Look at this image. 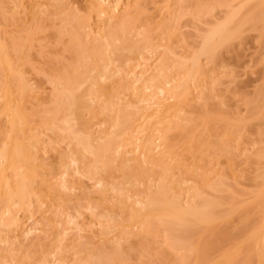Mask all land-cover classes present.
I'll return each instance as SVG.
<instances>
[{
  "label": "bare ground",
  "instance_id": "obj_1",
  "mask_svg": "<svg viewBox=\"0 0 264 264\" xmlns=\"http://www.w3.org/2000/svg\"><path fill=\"white\" fill-rule=\"evenodd\" d=\"M10 1L0 0V136H4L3 144H0V205H3L1 214H4H0V240L4 239L2 242H5L11 237L10 239L15 241L14 234L22 230L24 232L20 212L24 211L32 216L33 210H42L45 208L42 204H48L51 210L56 209L50 212L52 217L44 215L49 224L47 220L46 223L41 219L46 223L43 224L44 228L48 225L45 238L52 236L51 241H48V238L45 239L46 243H43L45 252L42 260L45 264H134L137 258L134 262L131 256H135L134 252L137 251L140 252H137L136 256L141 254L145 257L150 253L167 264L168 260L169 264L170 261H175L172 259H179L175 264H264V128L261 124L255 125L250 121L255 116L256 119L264 118V85L262 89L259 87L262 90L259 91L261 96L257 93L263 98L254 99L259 102H249H253L251 108L254 106V115L250 116L251 118L239 117V114L236 117V113L230 115L222 106V103L226 104L227 101L218 100V105L217 98L214 99L212 93L210 94V88L215 92L214 88L223 83L221 80L226 77L222 76L226 70L222 67V70L219 69L223 61H220L221 58L219 63L217 61L219 54L222 56L220 52L230 48L228 46L232 45L230 43L235 39L241 40L247 29H257V32L259 30V37L264 40V0H239L241 2L236 3L237 6L232 4L235 0H208L211 2H208L209 4H206L207 0H195L196 4L194 0H189L194 2L195 8L192 6L194 9L188 14L198 21L203 18L201 22H205L204 15L212 16V12L218 7L224 6L227 11L220 20L217 18L209 21V26L203 29L197 28L202 31L194 32L196 34L193 36H198L193 41L196 48H190L192 51L188 47L186 49L185 45H180L184 46V50L178 47L177 40L181 42L179 38L183 40L181 36L184 34L181 33L178 37L180 34H177V31L181 30H174L175 26L179 27L175 24L177 19L174 18V27L171 26L172 21L171 25L160 22L161 25L158 22L156 29L151 26L150 21L152 22L155 16H152L150 10V14L147 11L145 16L146 10L143 8L146 6L143 3L147 4L150 0H142V3L141 0L132 1L134 3L131 2L128 9L130 12L127 10L129 14H124L127 20L120 17V24L115 20V23L118 22L116 26L109 27L108 30L106 25H103L105 28L97 30L99 34L93 36L94 40L89 36L93 33H84L87 34L84 37V30L93 26V18L100 19L103 24L104 20H107L106 17L109 18L108 21L115 19L114 9H117L119 4L114 3L116 7L113 4L109 6L106 0H89L87 14H79L76 11L56 14L60 16L59 25L55 29L56 43L63 45L61 48L66 56H62L63 53L61 55L58 51L62 59L60 60V55L57 54L54 64L51 65L58 67H53V72L50 67L42 68L51 72L49 75H45L48 71L44 74L46 81L53 86L52 97L47 96H50L47 102L50 101L52 107L46 102L48 108L42 101L43 97L41 96V101L39 99V94L42 92L43 95L45 90L39 91V94L37 90L34 91L35 86L30 85L32 83H28L27 75L22 73H26L25 69H18L19 65L24 68L22 61L27 63L26 58L22 57L25 54L22 53L25 52L24 48L22 51V46L25 47L32 38L30 35L29 39L27 38L29 41L26 39L29 33L23 36L25 41L22 36H10L15 31L9 29L12 33L9 32L8 28L13 22L8 21L11 17H7L24 4L22 0H12L14 11L10 7L8 12ZM36 1L32 0L29 4L33 3V6H30L35 12H41V9L39 11L37 8L41 5ZM49 1H45L48 2L46 4L54 5V1ZM55 4H58V0ZM60 4L59 2L58 7L62 5ZM168 4L166 7L170 10L171 3L169 6ZM43 7L42 12L47 6ZM26 8L25 11H28ZM181 12L182 10L175 14H182ZM29 13L32 16V12ZM130 14H133L131 18L128 16ZM183 14L186 15L187 12L184 11ZM213 16L216 17L215 14ZM12 17L15 23L16 18L14 15ZM143 17H146L151 27L149 23H145L147 21ZM111 23L109 22V26L113 24ZM138 23L142 28V31L139 29L142 37L133 42L129 32L133 26L138 28ZM30 42L28 47L31 46ZM187 45L190 46L191 43ZM154 52L158 53V57ZM153 53L159 62L155 60L158 63H153L150 67L149 61H152L150 59ZM18 59H22L21 63ZM262 61L264 62V57ZM205 63L210 68H207ZM148 67L156 70L153 72ZM215 78L219 79L217 84L215 80L214 83L212 81ZM210 81L213 83L211 86ZM30 90L38 94L37 98L34 92L32 93L38 100L28 97V94L32 96L31 92L28 93ZM215 93L213 94L219 97ZM47 97H44L45 101L49 99ZM31 98L37 103H34V106L40 109L39 114L38 109H35L36 112L32 110L34 106L30 108L26 105ZM212 102H215L214 105ZM43 103L45 110H49L48 116L42 111ZM257 105L256 109L260 111L256 113L254 108ZM36 117L41 119L37 120ZM59 117L61 120L58 122ZM100 117L104 121L101 123L105 125L102 124L103 127L100 126L99 130L95 131L94 118ZM98 121L96 123H100ZM252 124L259 128L256 127L255 134L256 138H259L256 139L259 140V148L255 151L251 149L250 154L247 147L250 143H244L248 139L250 142L252 140L245 132L246 128H249L247 132L254 128L251 127ZM256 128L252 132H255ZM63 142L64 146L68 147L64 154L60 152L63 147L60 143ZM60 146V150L55 149ZM52 149V152H59L57 157L60 158L54 163L58 164L56 167L47 161L54 166L51 167L42 158L44 153L46 155V152L50 153ZM241 155H251L249 159L254 158L255 161L261 159L262 162L257 160L256 165H261L260 172L263 170L258 173L260 178L257 179L256 174L255 181L258 184L256 183L255 191L252 192V199L244 202L240 197L243 193L240 187L242 176L238 177L240 169H236V159ZM241 173L240 175H243ZM82 177L85 181L90 179L94 182V189L91 188V191L95 190L99 196L94 192L91 195L90 189L88 192L90 185L83 189L85 182H82ZM237 182L240 183L237 185ZM81 183L83 186L79 187ZM76 186L79 187L76 189L78 194L81 188L85 193L80 194L81 196L77 194L81 198L84 195V201L75 194ZM235 186L241 192L237 193ZM90 196L92 199L97 196L99 200L92 201ZM35 203L39 209L34 208ZM252 204H255V208L250 211ZM55 206L60 208V214ZM253 210L257 218L253 217V212L255 221L250 225ZM87 211L92 220L87 218L89 221L85 220L84 223L82 216H86ZM236 213L238 216L243 213L242 217H237L238 223L234 219ZM57 217H60L59 220ZM79 217L83 220L79 221ZM233 220L237 225L233 224ZM58 221L62 224H57ZM227 222V225L233 224V228L225 226ZM96 224H99V227ZM239 224L242 227L238 226ZM57 226H60V230ZM95 226L99 228L98 232L94 231ZM52 227L58 230L55 234L62 233V236L57 238ZM70 228L75 229L68 230L72 231L68 235L67 229ZM76 228L78 232L83 230L81 233L88 231L87 237L90 239L80 236L81 233L76 234ZM234 228L237 229L236 232ZM73 232L76 239L73 238V241L69 240L68 243L67 240L71 239ZM19 234L20 232L15 236L19 237ZM92 234L100 236L99 242L96 239L98 235L92 240ZM79 236L81 239L78 240ZM159 236L163 237L160 239ZM9 242L13 241L5 242L10 246L7 252L10 250L8 254H13L17 244H14L16 241L13 245L8 244ZM150 243L152 246L154 244L153 248L156 250L151 248ZM144 249L150 250L149 253ZM53 253L57 257L51 261L49 254ZM12 254L10 256L13 258ZM68 254L69 257L73 254L75 257L70 259ZM129 256L131 260L128 259ZM15 257L14 254L13 259H16ZM141 260L144 261V258ZM140 262L137 261L136 264H141Z\"/></svg>",
  "mask_w": 264,
  "mask_h": 264
},
{
  "label": "rangeland",
  "instance_id": "obj_2",
  "mask_svg": "<svg viewBox=\"0 0 264 264\" xmlns=\"http://www.w3.org/2000/svg\"><path fill=\"white\" fill-rule=\"evenodd\" d=\"M12 1V0H11ZM9 2L11 5L13 4L12 2ZM22 1H24L23 3V5H24V7L26 8H28L29 10L28 11H25V8L23 7V5H22V7H21V5L18 7V8H20V10L17 8V9H15L16 11H14L13 9V6H14V4L11 6L9 3H8V5H10V6H8L9 8H8V12L12 9V11H14L12 14H11V12L10 13H8V14H11V16H9L8 14V17L7 18H9V17H11V20H10V18L8 19V21H11V22H13V24H14V26H12L13 24H10V23H8V25L10 24V27L8 28V30L10 29V30H13V31H15L14 32V34L12 33V31H10L9 30V32L10 33H12V35H10L11 37L12 36H18V37H20L21 38V36L23 37H25L26 36V34L27 33H29V35H27V37H26V39L28 38L29 39V36L31 35V38H32V41H31V39H30V43H31V46L30 47H28L29 46V42H25L26 44V48L25 47H23L22 46V51H24L25 50V52H22V53H25L26 54V56H22L23 57V59H25L26 58V60L25 61H27V63L26 62H24V61H22V59H21V61L24 63L23 65V67L24 68H21L20 67V65L18 64V62H17V64L19 65V67H18V69H22V71L25 69V71H26V73L24 74V71L22 72L23 73V75H27V80H29V82L28 83H32V84H30V85H34L35 86V88H33V86H31V88H33L34 89V91H36L37 90V93L40 91H42L43 89L45 90V91H43V95H41L42 94V92L39 94L40 95V97H39V99L40 98H42V101H44L45 102V104H46V102L48 101V100H50V96L52 97V93H51V88H53V86L50 84V83H48L47 81H46V77H45V75H49L51 72H53L54 70H53V67H52V65L54 64V60L56 59V56H58V55H60L61 53H63V51H62V46L59 44H57L56 43V41H57V39H56V37H57V35H56V37H55V29H57L56 27L59 25V22H60V16H58V15H60V14H62V13H64V14H66L67 12L69 13V12H71V11H76L77 13L79 12V14H87V11H88V7H89V0H58V4H55V2L57 1V0H51V1H54L53 2V4L54 5H52V4H46V3H48V2H50L49 0H42V1H40V0H37V1H39V5H41L40 7L38 6L37 8L39 9V11H40V9H41V12H38L37 11V9H36V11L37 12H35V9H33V8H31V4H32V6H33V3H31V4H29L30 2H32V0H30V2L28 1V0H22ZM36 1V2H37ZM45 1H48V2H45ZM107 1V3H109V6H111L112 4L114 5V3L116 4H119L118 5V7H117V5H114V6H116L117 7V9L115 8L114 10V13H115V15H114V17L113 18H115V19H113V20H111L112 21V23H111V21L109 20L108 21V17H106V19L107 20H104L105 22H104V24L103 23H101V20L100 19H98V20H100V21H98L97 20V18H93V26L91 27L93 30H91V28H86V30H84V31H86V32H83V35H84V33H88V35H89V33L90 34H92L93 33V35H89V36H91L92 38H93V40H94V35L96 34L97 36H98V34H97V30L99 31L100 29L102 30V27L103 28H105L103 25H106V27H107V30H108V28L109 27H114V25L116 26V24L120 21V17L121 18H124L125 16H124V14L127 12V10L128 9H130V3L132 2V1H136V0H106ZM144 1V0H143ZM142 0L140 1L141 3L143 2ZM148 0H146V2H147ZM168 1L169 0H150L149 2H147V4L146 3H143V5L145 6V7H143L144 8V10H146V11H144L145 12V16H146V12L148 11V10H150V12L153 14H151L153 17L155 16V18L154 19H152L153 17L151 16V18L150 19H152V22L150 21V23H151V26H154L155 27V29L157 28L156 27V25H157V23L159 22H163L162 24H166L167 25V23H169L170 24V21H172V23H173V25H171V26H173L174 27V22H175V20L177 19V23H175L176 25H179V27H181V28H179L178 26L176 27L175 26V29L174 30H181V31H177V34H180V35H178V37H180L181 36V33L182 34H184L183 36H181L182 38H184L183 40H181V38H179L180 39V41L181 42H179V40H177L178 41V47L180 46V45H185V47H186V49H188L189 48V50H190V48L191 47H195L196 48V46H195V44L193 43V41L195 40V37H197L196 35H195V37L193 36V34H196V33H194V32H201L200 31V29H197V28H205L206 26H209V25H207L208 24V22L210 21V22H212V20L214 21V20H217V18L220 20V18H222V17H224L225 16V14H226V8L223 6V7H218V8H216L215 9V11H213L212 13H213V15L215 14V16L216 17H214L213 15L211 16H209V15H204L205 17V19H204V21L205 22H201L200 20L202 19V21H203V18H201L199 21H198V19L196 20V19H194L191 15H189L188 14V12L193 8L192 6H194V2H195V0H194V2L193 1H189V0H171V1H169V4H168ZM211 1V0H210ZM210 1H208L207 0V3L206 4H209L208 2H210ZM35 2V1H34ZM41 2V3H40ZM43 2H45V3H43ZM59 2L62 4H60L61 6L60 7H58V5H59ZM128 2V3H127ZM134 2H132V4L134 3ZM234 3H232V4H234L235 6H237V4L239 3L240 4V2H239V0H235V1H233ZM45 5V7H46V9H45V11H43L42 12V10H44V5ZM170 3H171V6H169L170 5ZM190 5H189V4ZM197 2H195V4H196ZM211 3V2H210ZM237 3V4H236ZM167 4H168V6L169 7H171V9H173V10H171L170 8V10H168V7H166L167 6ZM192 4V5H191ZM202 4H204V3H202ZM43 5V6H42ZM128 5V6H127ZM142 5V4H141ZM233 5V6H234ZM30 8H29V7ZM48 6H50L49 8H48ZM63 6V7H62ZM128 8H127V7ZM10 7H11V9H10ZM54 7V8H53ZM57 7V8H56ZM68 7V8H67ZM26 8V9H27ZM48 8V9H47ZM51 8V9H50ZM127 8V9H126ZM142 8V7H141ZM167 8V9H166ZM188 8V9H187ZM194 8H195V6H194ZM193 8V9H194ZM31 9H33V11L31 10ZM55 9V10H54ZM59 9H61V10H59ZM62 9H63V11H62ZM133 9V8H132ZM193 9H192V11H193ZM49 10V11H48ZM52 10V11H51ZM62 11L61 13L60 12H55V11ZM65 10V11H64ZM117 10V11H116ZM126 10V11H125ZM180 10H182V12L184 13V11H186L187 12V14L185 15V14H183L182 12V14H179V15H176L175 13H177L176 11H178V13L180 12ZM188 10V11H187ZM129 11V10H128ZM170 11H172V13L170 12ZM192 11H190V13L192 12ZM27 12V13H26ZM29 12H32V16H31V14L29 13ZM45 12V13H44ZM50 13V15L51 16H49V13ZM54 12V13H53ZM130 12V11H129ZM149 12V11H148ZM148 12H147V14H148ZM150 12H149V14H150ZM170 12V13H169ZM174 12V13H173ZM15 13V14H14ZM33 13H35L36 15H34ZM67 13V14H68ZM128 13V12H127ZM177 13V14H178ZM40 14V15H39ZM53 14H55V15H53ZM56 14H58L57 16H56ZM129 14V13H128ZM171 14H174L175 16H173V15H171ZM15 16V23H14V20L12 19L13 17L12 16ZM53 15V16H52ZM126 15V14H125ZM144 14H142V16H143ZM181 15H183V16H181ZM35 16V17H34ZM123 16V17H122ZM128 16H130V18L133 16V14H130V15H128ZM149 16V15H148ZM176 16H178V17H176ZM57 18V19H56ZM59 18V19H58ZM127 18H129V17H127ZM143 18H145V20L147 21V19H146V17H143ZM148 18V17H147ZM170 18V19H169ZM171 18L173 19V20H171ZM174 18H175V20H174ZM193 18V19H192ZM208 18V19H207ZM125 19V18H124ZM95 20V21H94ZM115 20H119L118 22L116 21V23H115ZM127 19H125V21H126ZM141 20H144V19H142L141 18ZM140 20V21H141ZM144 20V21H145ZM154 20H155V22H154ZM7 21V22H8ZM108 23H107V22ZM174 21V22H173ZM196 23H195V22ZM109 22L112 24V25H110L109 26ZM165 22H167V23H165ZM194 22V23H193ZM207 22V23H206ZM209 22V23H210ZM16 23H17V25L19 26H16ZM55 23V24H54ZM92 23V22H91ZM98 23V24H97ZM140 23V22H139ZM139 23L137 24V27L138 28H136V26L134 27H132L131 28V31L129 32L130 34V36L129 37H131L130 39H132V41L134 42V41H139L140 39H141V35H142V33H141V31H142V28L141 27H139ZM142 23V22H141ZM140 23V24H141ZM145 23H149L148 21L147 22H145ZM150 23H149V26H150ZM152 23H154V24H152ZM158 23V24H159ZM160 23V24H161ZM102 24V25H101ZM119 24H120V22H119ZM135 25H136V23H134ZM161 24V25H162ZM168 24V25H169ZM196 24V25H195ZM197 24H198V26H197ZM202 24H204V25H202ZM206 24V25H205ZM8 25H7V27H8ZM11 26H12V29H11ZM101 26V28H99V27ZM150 26V27H151ZM200 26V27H199ZM6 27V28H7ZM153 27V28H154ZM99 28V29H98ZM141 28V31L139 30ZM18 29V30H17ZM155 29H153V30H155ZM21 30V31H20ZM53 30V31H52ZM96 30V31H95ZM105 29H103V31H104ZM197 30V31H196ZM199 30V31H198ZM248 31L247 32H244V37L241 39V40H237V39H235V41L233 42V43H230V44H232V45H229L228 47H230V48H228V49H226L225 51L224 50H222V52H220L221 53V57H220V54H219V57L217 58V61H218V63H219V58H221V60L220 61H223L222 62V64L225 66V67H227V68H225L222 64H221V62H220V64H221V66H220V70H222V68L224 69V70H226V71H224V74H222V76H226V77H222L223 78V80H221V81H223V83L221 82L220 83V85L219 86H217L216 88H214L216 91L215 92H217V93H215L214 91H211V90H213L212 88H210L211 90H210V94L212 93V95H213V98L215 99V98H217L216 100V103L218 102L219 103V101L218 100H225V101H227V103L225 104H223L222 103V106H224L223 108L227 111V113H229L230 115H234L235 113L237 114V116L236 117H238V114H239V117H241V116H243V117H247V118H251V117H253V115H254V110H253V107L251 108V105L253 104V102H252V104L251 103H249L251 100L252 101H257V102H259L257 99H259V100H261V98H263V97H259V96H261L260 95V92L262 91L261 89L264 87H262V85H264V62L262 61L263 60V57H264V40L263 39H260V37H259V35H260V33H258L259 32V30H258V32H257V29H256V31H250V30H252V29H247ZM253 30H255V29H253ZM20 31V32H19ZM107 32V31H106ZM20 33H22V34H25V35H22V34H20ZM141 33V34H140ZM16 34V35H15ZM19 34V35H18ZM191 34V35H190ZM85 35H87V34H85ZM85 35H84V37H85ZM9 36V37H10ZM89 36H88V38H89ZM17 37V38H18ZM24 37L22 38V40H26V39H24ZM83 37V38H84ZM175 37H177V36H175ZM86 39V38H85ZM84 39V40H85ZM91 39V38H90ZM86 40H89V39H86ZM93 40H92V42H93ZM186 40H188V41H186ZM199 39H197V41H198ZM176 40H175V42H177ZM184 43H183V42ZM188 42L187 44H190L191 43V45L189 46V45H187V44H185L186 42ZM196 42V41H195ZM238 42V43H237ZM197 44H198V42H197ZM175 46H177L176 45V43L174 44ZM60 46V47H59ZM27 47L29 48V49H27ZM178 47H177V49H178ZM188 47V48H187ZM23 48H24V50H23ZM61 48V49H60ZM182 48H184V46H180V50H184V49H182ZM195 48L193 49V50H195ZM178 49V50H179ZM233 51H232V50ZM58 51H60L59 53L60 54H58ZM62 51V52H61ZM190 51H192V50H190ZM221 51V50H220ZM230 51V52H229ZM152 53V52H151ZM150 53V54H151ZM155 54H156V56L158 57V53H156V52H154ZM154 53L151 55V59L150 60H152V61H149V62H151L150 63V67L151 66H153V63H154V65H155V63L157 64L159 61L158 60H156L155 58H157V57H155V55H154ZM58 54V55H57ZM149 54V55H150ZM62 55V54H61ZM61 55L59 56V58H60V60L62 59L61 58ZM65 54L63 53V55L62 56H64ZM224 55V56H223ZM66 56V55H65ZM21 57V58H22ZM28 57V58H27ZM59 58H57V59H59ZM20 59V58H19ZM17 60V61H20V60ZM149 60V59H148ZM158 61V62H156V61ZM21 61L19 62V63H21ZM50 61H51V63H50ZM57 61V60H56ZM154 61V62H153ZM205 61H207V59L206 60H204V62ZM53 62V63H52ZM47 63V64H46ZM57 63V62H56ZM60 63V62H59ZM59 63L57 64V65H59ZM206 63H209V62H206ZM205 63V64H206ZM50 64V65H49ZM52 64V65H51ZM152 64V65H151ZM210 64V63H209ZM213 64V63H212ZM49 65V66H48ZM211 65V64H210ZM227 65V66H226ZM60 66V65H59ZM157 66V65H156ZM156 66H155V68H156ZM209 66V65H208ZM207 66V64H206V67L207 68H210V66L208 67ZM228 66H230V67H228ZM45 67V69H47V68H51V72H49V69L48 70H46V71H48L47 73H46V71L44 70V69H42V68H44ZM58 67V66H57ZM57 67H54V68H57ZM222 67V68H221ZM149 68V67H148ZM153 68V67H152ZM41 69V70H40ZM43 70V72H41ZM53 70V71H52ZM149 70H152L153 72H154V70H156V69H151V68H149ZM151 71V72H152ZM234 71V72H233ZM148 73H149V71H147ZM46 73V74H45ZM45 74V75H44ZM228 74V75H227ZM234 75V76H233ZM229 76V77H228ZM228 77V78H227ZM231 77V78H230ZM234 77V78H233ZM226 79V80H225ZM213 80H215L216 82V84H217V81L219 80L218 78L216 79H212V81ZM230 80V81H229ZM226 81V82H225ZM213 83H214V81H213ZM213 83H211V81H210V86H211V84H213ZM212 86H216V85H212ZM261 89H260V88ZM38 88V89H37ZM41 88V89H40ZM217 88H219V90L217 89ZM32 89V90H33ZM34 91H29L28 93H30L31 92V94L34 92ZM53 91V90H52ZM228 91V92H227ZM260 91V92H259ZM221 92V93H220ZM36 92H34V94L37 96V98H38V94H37ZM51 93V94H50ZM213 93H215L216 95H218L219 97H216ZM226 93V94H225ZM259 94V96H258V94ZM48 95H50L49 97H47ZM247 96V97H245V96ZM34 97L35 98V100H38L37 98H36V96H33V94H32V96L30 95V94H28V97ZM42 96V97H41ZM215 96V97H214ZM258 96V97H257ZM262 96H263V94H262ZM28 97H27V99H28ZM44 97L46 98H49V99H47L46 101H45V99H44ZM222 97V98H221ZM232 98V99H228V98ZM242 97V98H241ZM245 97V98H244ZM34 98H31L30 99V101H29V103L28 104H26V105H28V106H30V108L32 107V106H34L35 104H37L33 99ZM226 98V99H225ZM255 98H257L256 100H254ZM213 99V100H214ZM228 99V100H227ZM242 99V100H241ZM29 100V99H28ZM28 100L26 101V102H28ZM213 100H211V101H213ZM247 100H248V102H247ZM263 100V99H262ZM32 101V102H31ZM34 101V102H33ZM40 101H41V99H40ZM235 101V102H234ZM244 101V102H243ZM37 102H39V101H37ZM223 102V101H222ZM35 103V104H34ZM47 103H49V105H51V102L49 101V102H47ZM213 103V102H212ZM215 103V102H214ZM214 103H213V105H214ZM217 103V104H218ZM230 103V104H229ZM32 104V105H31ZM44 103L42 104L43 106L45 105ZM220 104V103H219ZM218 104V105H219ZM235 104V105H234ZM250 104V105H249ZM255 104V103H254ZM258 104H263V103H258ZM212 105V106H213ZM217 105V106H218ZM45 106H47L46 108H48L49 106H48V104H46ZM45 106H44V109H42V111L44 110L45 111V115H47L48 116V112H49V110L48 111H46L45 109ZM216 106V107H217ZM37 106H34V108H32V110H34L35 112H36V110L35 109H38L37 110V112H38V114L40 113L39 112V108H36ZM40 107V106H39ZM51 107H52V105H51ZM50 107V108H51ZM213 107H215V106H213ZM219 107V106H218ZM228 107H229V109H228ZM249 107V108H248ZM41 108V107H40ZM49 108V109H50ZM221 108V107H220ZM232 108V109H231ZM236 108V109H235ZM238 108V109H237ZM258 109V105L257 106H255V112L257 113L258 111H260V109L259 110H257ZM222 109V108H221ZM231 109V110H230ZM250 109V110H249ZM27 110L29 111V109H28V107H27ZM224 110V111H225ZM235 110V111H234ZM237 110H238V112H237ZM257 110V111H256ZM43 111V112H44ZM234 113H233V112ZM250 111V112H249ZM32 112V111H31ZM35 112H32L33 114L35 113ZM31 113V114H32ZM255 113V114H256ZM29 114H30V112H29ZM35 114H37V113H35ZM37 114V115H38ZM41 114H43L44 115V113H42L41 112ZM241 114V115H240ZM250 114V115H249ZM44 115V116H45ZM32 116H35V115H32ZM31 116V117H32ZM40 116V115H39ZM50 116V115H49ZM101 116H102V114H101ZM251 116V117H250ZM41 117V116H40ZM46 117V116H45ZM44 117V118H45ZM104 117V116H103ZM256 117V116H255ZM255 117H253L254 119L253 120H250V121H252V123H254L255 125H257V124H261L262 126H263V128H264V118L263 119H256ZM6 118V117H5ZM33 118V117H32ZM31 118V119H32ZM37 118V120L39 119L38 117H36ZM41 118H43V117H41ZM40 118V119H41ZM61 117H59V119H58V122L61 120L60 119ZM95 118H97V117H95ZM94 118V120H95V123L93 124L94 126H95V128H93L95 131H96V129L97 130H99V128L98 127H100V126H102V124L103 123H101V122H104L103 121V118L102 117H100L99 119H95ZM101 118H102V120H101ZM258 118V117H257ZM39 119V120H40ZM33 120H35L34 118H33ZM99 120V121H98ZM92 121V120H91ZM100 122V123H96V122ZM260 121H261V123H260ZM91 124V125H92ZM97 124V125H96ZM100 124V125H99ZM254 124H252V126L251 127H254ZM92 125V126H93ZM99 125V126H98ZM105 124H103V126H104ZM249 125H250V122H249ZM93 126V127H94ZM102 126V127H103ZM247 126H248V124H247ZM259 126V125H258ZM257 127V126H256ZM256 127H254V128H256ZM260 127V126H259ZM254 128L252 129V128H250V133H249V131L247 132V129H249V128H246V136L247 137H249L250 139H252L251 140V142L249 141V139L247 140V142L246 143H244V145L245 144H247L248 145V143H250V145H248L247 147H248V149H249V151H250V154H251V149H253V151H255V150H257L258 148H259V143H257L258 141L256 140V139H259V138H256L257 136H255V134H257V128L255 129V132H254V135H253V132H252V130H254ZM262 128V127H261ZM259 129V128H258ZM48 134V133H47ZM251 134V135H250ZM46 135V134H45ZM1 138H0V144H3V140H4V136L2 137V135L0 136ZM45 137H47V136H45ZM259 137V136H258ZM3 138V139H2ZM48 138V137H47ZM254 138V139H253ZM2 139V140H1ZM255 140V141H254ZM2 141V142H1ZM249 141V142H248ZM254 143H253V142ZM159 142V141H158ZM64 143V142H63ZM63 143H60L61 144V146H63L62 147V151H63V149H65L64 150V152H62L60 149H61V146H60V148H55L56 150H60V152L62 153V154H64L65 152H67L68 151V149H66V147L67 146H64L65 145V143L63 144ZM253 143V144H252ZM60 144H58V147H59V145ZM251 145H252V148H250L251 147ZM3 146V145H2ZM250 146V147H249ZM1 147V146H0ZM65 147V148H64ZM68 148V147H67ZM55 150V151H56ZM53 151V149L52 150H50V153H48V152H46V155H45V153H44V155H42V158L43 159H45L44 161H45V163H47V161L49 162V163H51V164H54V163H57L58 162V160H59V158L60 157H57L58 156V154H57V152L58 151H56V152H52ZM249 151H247V152H249ZM59 153V152H58ZM246 154H248V153H246ZM245 154V155H246ZM60 155V154H59ZM45 158H44V157ZM244 157V158H243ZM248 157V158H247ZM249 157H251V155L249 156H242L241 155V157L239 156V158L238 159H236L237 161H236V169L237 168H239L240 170L238 171V173H239V175H238V177H240V176H242V179H240L241 180V184H240V187H241V190H242V194H240V195H242V196H240V197H242L241 198V200L244 202L245 200L246 201H249V200H251L252 199V192L254 193V191H255V186H257V180H256V174L258 175V177H257V179L258 178H260V174H258L259 172H260V169H261V165H256V161L257 160H260V162H262V160L261 159H257L256 161L255 160H253L254 158H252V159H249ZM252 157H254L253 155H252ZM242 158V159H241ZM256 158V157H255ZM58 159V160H57ZM248 159V160H247ZM240 160V161H239ZM252 160V161H251ZM1 161V160H0ZM57 161V162H56ZM242 161H245V162H242ZM246 161H248V162H246ZM255 162V164H254V162ZM251 162V163H250ZM253 162V163H252ZM260 162H258V163H260ZM49 163H47L48 165H51V164H49ZM249 163V164H248ZM251 164H254V165H251ZM263 164V163H262ZM55 165V164H54ZM58 164H56L55 165V167L57 166ZM241 165H243L242 167H241ZM51 167H54L53 165H51ZM257 167V168H256ZM260 167V168H259ZM259 168V170H257ZM264 168V167H263ZM242 169V170H241ZM244 169V170H243ZM248 170V171H247ZM240 171H244V172H240ZM263 170H261V172H262ZM260 172V173H261ZM240 173L241 174H243V175H240ZM244 174H246V175H244ZM244 177V178H243ZM83 179H82V182H85V187H83V189L85 188V189H87L88 187V185H90V188H88L87 190H88V192H90L91 191V188H93L94 189V182L92 181V180H90L89 179V181H88V179H86V181L84 180V177H82ZM86 178V177H85ZM256 180V181H255ZM230 181H233V180H231L230 179ZM258 182H259V180H258ZM238 183H240V182H237V185H238ZM257 183V184H256ZM92 184V185H91ZM80 185V184H79ZM78 185V186H79ZM81 186H83L82 185V183H81V185L79 186V187H81ZM93 186V187H92ZM79 187H77L76 186V188H74V190L76 191V195L78 194L77 193V191L78 190H76V189H78ZM82 189V188H81ZM80 189V194L82 195V194H84L85 195V193L82 191ZM89 189H90V191H89ZM235 190H237V186H235ZM241 190L240 189H238L237 190V193H238V191H240L241 192ZM81 191L83 192V193H81ZM86 191V190H85ZM74 192V191H73ZM87 192V191H86ZM87 192V193H88ZM93 192H94V194H97L96 192H95V190H93V191H91L90 192V194L92 195L93 194ZM74 194V193H73ZM74 194V195H75ZM80 194H78V195H80ZM77 195V196H78ZM80 195V196H81ZM84 195H83V197L82 198H86V197H84ZM98 195V194H97ZM237 195H239V194H237ZM244 195V196H243ZM80 196H78V197H80ZM99 196V195H98ZM91 197V199H92V196H90ZM97 196H93V198H95V199H92V201L93 200H95L96 201V199H98L99 200V197L98 198H96ZM237 197V196H236ZM81 198V197H80ZM79 198V199H80ZM80 199V200H83L84 201V199ZM238 198V197H237ZM236 198V199H237ZM240 199V198H239ZM238 199V200H239ZM85 200H87V199H85ZM97 200V201H98ZM238 200H235V201H238ZM240 200V201H241ZM82 202V201H81ZM87 203V202H86ZM95 203V202H94ZM241 203V202H240ZM239 204V203H238ZM242 204V203H241ZM35 206H34V208L36 207L37 209H39L38 208V204H37V206H36V203L34 204ZM43 206V208L45 209H42V210H40V212H39V210H37V211H35V210H33V215L32 216H30V215H28L26 212H24V211H22V212H20L19 214L21 215V220H22V222L24 223V225L22 224V229H24V232H23V230H22V232H23V234H22V232L21 231H19L20 232V236L19 237H16L15 235L17 234L18 235V233L19 232H17L16 234H14V232H12L13 234H14V239H15V241L13 240V239H7V240H5V242L7 241L8 242V240L10 241H13L12 243L11 242H9L8 244H12L13 245V243L14 244H17V247H16V250H14L15 252H13V254L12 253H10V254H8V252H11L10 250L7 252V248H9L8 247V245L5 243V242H2L1 240H0V247H1V250H0V264H45V262H43V260H42V257H43V252H45V248H44V242L48 239V241H51L50 240V236L51 235H49V237H47V239L45 238L46 236H45V234H46V230L48 231V228H47V226L48 225H46L45 226V228H44V226H43V224L45 225L46 223H47V221H48V218H50V217H52V215L53 214H51L52 212H53V210L55 211V209H53V210H51V208H50V206L48 205V204H42ZM254 205L255 204H252V206L251 205H249V206H251V208H250V211L252 210V209H254L255 207H254ZM3 205L1 204L0 205V214H1V207H2ZM49 207V208H48ZM55 207H58V206H55ZM59 207H58V211H59ZM257 209V208H256ZM70 210H72V209H70ZM3 211V210H2ZM52 211V212H51ZM73 211V210H72ZM240 211V210H239ZM51 212V213H50ZM60 212L61 211H59V213L58 214H60ZM254 212V210L251 212V217H252V213ZM3 213V212H2ZM87 213H89L88 211L85 213L86 214V216L85 215H83L82 217L84 218V220H83V218H81V217H79V221L81 220L82 222H84L85 220L88 222L89 220H90V218H92V217H88L90 214H88L87 215ZM240 213V212H239ZM47 215V217L48 216H50V217H46V216H44V215ZM54 214H55V212H54ZM56 214H57V212H56ZM58 214L56 215V216H58ZM241 214H243V213H241ZM241 214H239L240 216H238L237 215V213L235 214V218H234V216H233V218L237 221L238 219H237V217H242L241 216ZM1 215H4V214H1ZM254 215L256 216H253L255 219L257 218V214H256V212H254ZM43 216H44V219H43ZM61 216V218H62V215H60ZM86 217V219H85V217ZM46 217V218H45ZM251 218L252 220H250V225L251 224H253L252 223V221L254 220L255 221V219L254 218ZM58 218V217H57ZM60 218V217H59ZM59 218H58V220H59ZM89 220H88V219ZM47 220V221H43L42 222V220ZM240 219H242V218H240ZM92 220V219H91ZM90 220V221H91ZM85 221V222H86ZM232 221V220H231ZM84 222V223H85ZM228 222H229V220H228ZM228 222L226 223V225L225 226H228V227H232V225L234 224V223H236V222H234V220H233V224H231L230 223V225H227L228 224ZM241 223H242V221H240ZM60 222L58 221L57 222V224H59ZM237 223H238V221H237ZM237 223L235 224V225H237ZM247 223V222H246ZM48 224H49V221H48ZM60 224H62V223H60ZM59 224V225H60ZM225 224V223H224ZM242 224H244V223H242ZM249 225V226H250ZM42 226V227H41ZM55 226V225H54ZM53 226V227H54ZM63 226H64V224H63ZM62 225H61V228L63 227ZM94 226V225H93ZM96 226L97 227H99V224H96ZM96 226H95V228H96ZM238 226H240V227H242L240 224L238 225ZM243 226H245V225H243ZM247 226V225H246ZM24 227V228H23ZM49 227H50V225H49ZM52 227V228H53ZM56 227V226H55ZM240 227H237V229H239ZM31 228V229H30ZM47 228V229H46ZM59 228V229H58ZM95 228L93 227V229H94V231L95 232H98L97 230L99 229H97L96 228V230H95ZM233 228V227H232ZM43 229V230H42ZM49 229H51V227L49 228ZM55 229V230H54ZM57 229L58 230H60V226H57ZM56 228H53V230H54V235H56V237L57 236H59V235H61L62 236V233H60V234H58V233H56L55 234V232L57 231L58 232V230H57ZM72 229H75V228H70V229H67V231L69 230H72ZM235 229V232H236V228H234ZM45 230V231H44ZM76 230H77V228H76ZM30 231V232H29ZM68 231V235H70L71 233H72V231L71 232H69ZM74 231V230H73ZM81 231H83V230H80L79 232H78V230L76 231V234H78V233H81ZM87 231V230H86ZM240 231V230H239ZM78 232V233H77ZM85 232V231H84ZM82 232L81 234H79L80 236H86L85 238L87 239L88 237H87V235H88V231L87 232ZM85 235H84V234ZM22 234V235H21ZM75 232H73V236L71 235V239H66L67 240V242L68 243H70V241H73V238L74 239H76L75 238ZM91 234V233H90ZM2 235V234H1ZM48 235V234H47ZM94 234H92L91 235V238H92V240H93V237L95 238V236H97L98 234H96V235H94ZM10 236V235H9ZM80 236L79 237H77V239L79 240V238H80ZM82 237V238H83ZM99 235L96 237V239L98 240V242H99ZM160 237V239H161V237H163V236H159ZM12 238H13V235H12ZM51 238H52V236H51ZM58 238V237H57ZM56 238V239H57ZM70 238V237H69ZM84 238V239H85ZM46 239V240H45ZM55 239V240H56ZM81 239V238H80ZM84 239H82V240H84ZM85 239V240H86ZM89 239H90V237H89ZM163 239V238H162ZM65 240V241H66ZM70 240V241H69ZM78 240H76V242L78 241ZM164 240V239H163ZM162 240V241H163ZM47 241V243H50V242H48ZM81 241V240H80ZM89 241V240H88ZM94 241H95V239H94ZM93 241V242H94ZM161 241V240H160ZM87 242V241H86ZM97 242V241H96ZM46 243V242H45ZM72 243V242H71ZM74 243V242H73ZM160 243V242H159ZM162 243V242H161ZM19 244V245H18ZM98 244V243H97ZM11 245V246H12ZM46 245V244H45ZM51 245V244H50ZM150 245L152 246V244L150 243ZM16 246V245H15ZM47 246L49 247V244H47ZM150 246V247H151ZM153 246H154V244H153ZM153 246L151 247V248H153ZM46 247V246H45ZM136 247H138V246H136ZM150 247L148 248V249H150ZM4 248V249H3ZM5 248H6V250H5ZM12 248H13V246H12ZM43 248H44V250H43ZM11 249V248H10ZM47 249V248H46ZM138 249H141V248H138ZM148 249H147V251H146V249H144V251H146L147 252V254L149 253V251H148ZM154 250H156V248L154 247L153 248ZM71 250H73V252H74V249L73 248H71ZM70 250V251H71ZM135 250H137L136 248H135ZM153 250V251H154ZM5 251V252H4ZM143 251V250H142ZM141 251V252H142ZM153 251H151L152 253H153ZM138 252V251H137ZM134 252L136 255L140 252ZM154 253H156V251L154 252ZM179 252H177V254H178ZM5 254V255H4ZM6 254H8V255H6ZM12 254V256H13V258H14V254H15V258L16 259H13L10 255ZM71 254V253H70ZM75 254V253H74ZM74 254H73V256L71 255L70 257H69V254H68V257L71 259L72 257H75L74 256ZM143 254H145L144 252H143ZM174 254L176 255V253H175V251H174ZM130 255H132V253L130 254ZM131 256V259H133L132 261H134L135 262V260H136V258H137V261L138 262H140V260H141V258H144V261H142L141 260V264H142V262H144V263H147V264H167V262H165V258H164V261L163 262H165V263H162L158 258H155V256L154 255H152V254H148L147 256L145 255V257H148L149 256V258H145L143 255H141L140 254V256ZM152 255V256H151ZM156 255V254H155ZM174 255V256H175ZM28 256V257H27ZM52 256V257H51ZM143 256V257H142ZM151 256V257H150ZM51 257V258H50ZM57 256H55V253H53V254H49V259L52 261V260H54V258H56ZM157 257V256H156ZM128 259H130V256H129V258ZM130 259V260H131ZM140 259V260H139ZM145 259L147 260V262H145ZM152 259V260H151ZM156 259V260H155ZM161 259H163L162 257H161ZM171 259V258H170ZM56 260V259H55ZM73 260V259H72ZM149 260V261H148ZM172 260H175V261H170L171 263H174L175 264V262L177 261V260H179V259H172ZM136 261V262H137ZM136 262L134 263V264H136ZM178 262V261H177ZM143 263V264H144ZM170 263V264H171ZM236 263V262H235ZM133 264V263H132ZM137 264H139V263H137ZM168 264H169V260H168Z\"/></svg>",
  "mask_w": 264,
  "mask_h": 264
}]
</instances>
